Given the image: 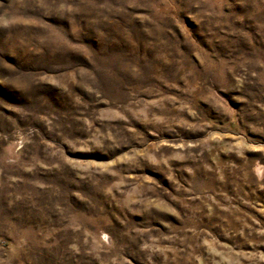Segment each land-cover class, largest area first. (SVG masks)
I'll return each instance as SVG.
<instances>
[{
    "label": "rangeland",
    "instance_id": "obj_1",
    "mask_svg": "<svg viewBox=\"0 0 264 264\" xmlns=\"http://www.w3.org/2000/svg\"><path fill=\"white\" fill-rule=\"evenodd\" d=\"M0 264H264V0H0Z\"/></svg>",
    "mask_w": 264,
    "mask_h": 264
}]
</instances>
